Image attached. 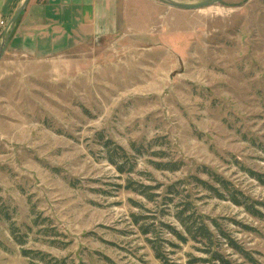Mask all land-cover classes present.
I'll use <instances>...</instances> for the list:
<instances>
[{"label": "rangeland", "instance_id": "obj_1", "mask_svg": "<svg viewBox=\"0 0 264 264\" xmlns=\"http://www.w3.org/2000/svg\"><path fill=\"white\" fill-rule=\"evenodd\" d=\"M126 1L0 61V264H264V0Z\"/></svg>", "mask_w": 264, "mask_h": 264}, {"label": "crops", "instance_id": "obj_2", "mask_svg": "<svg viewBox=\"0 0 264 264\" xmlns=\"http://www.w3.org/2000/svg\"><path fill=\"white\" fill-rule=\"evenodd\" d=\"M13 2L0 0V21L8 22ZM120 3L126 10V0H31L10 46L20 43V51L37 54L42 43L50 42L61 50L74 42L78 31L94 34L112 27Z\"/></svg>", "mask_w": 264, "mask_h": 264}, {"label": "water", "instance_id": "obj_3", "mask_svg": "<svg viewBox=\"0 0 264 264\" xmlns=\"http://www.w3.org/2000/svg\"><path fill=\"white\" fill-rule=\"evenodd\" d=\"M31 0H22L19 4L16 12L8 22L7 27L4 30V34L2 37L1 45H0V61L2 60L4 54L7 51L8 45L10 43V39L14 33L15 26L21 17V15L25 12V9L27 8L28 4ZM160 2L173 7L177 9L182 10H200L205 7H209L215 4H218L224 0H201V1H195V2H183L179 0H159Z\"/></svg>", "mask_w": 264, "mask_h": 264}, {"label": "trees", "instance_id": "obj_4", "mask_svg": "<svg viewBox=\"0 0 264 264\" xmlns=\"http://www.w3.org/2000/svg\"><path fill=\"white\" fill-rule=\"evenodd\" d=\"M192 218V217H191ZM190 217H187V219H181V224L183 226V232L179 233L176 232L179 239L183 242H187L188 240H197L199 237H201L204 240L211 241L213 234L209 230L206 224L201 222L200 224H196L191 220ZM175 232V231H174ZM156 255L159 259H161L165 264H170L168 258L162 254V249L158 247L157 245L153 246ZM215 261L218 262V264H231L227 259L223 257L220 253H215ZM189 264H194L193 261H190Z\"/></svg>", "mask_w": 264, "mask_h": 264}, {"label": "built area", "instance_id": "obj_5", "mask_svg": "<svg viewBox=\"0 0 264 264\" xmlns=\"http://www.w3.org/2000/svg\"><path fill=\"white\" fill-rule=\"evenodd\" d=\"M5 24V22L4 21H1V25H4Z\"/></svg>", "mask_w": 264, "mask_h": 264}]
</instances>
